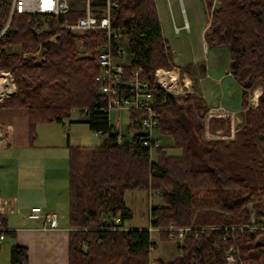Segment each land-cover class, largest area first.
Masks as SVG:
<instances>
[{"label":"trees","instance_id":"16d2710c","mask_svg":"<svg viewBox=\"0 0 264 264\" xmlns=\"http://www.w3.org/2000/svg\"><path fill=\"white\" fill-rule=\"evenodd\" d=\"M115 1L110 18L115 29H124L128 51L124 70L138 68L141 77L151 81L157 67L174 65L156 2ZM203 2L209 18L204 38L210 47L228 48L230 73L242 88L243 124L233 139L222 140L215 147L214 140L196 135L202 120L192 107L154 85L158 97L164 98L157 106V127L160 133L172 136V146L179 153H169L162 144L149 152L135 133L115 140L108 112L102 108L105 98L94 81L98 71L94 49L102 41L100 30L73 33L50 28L36 33L34 27L41 24L36 23L38 15L13 18L1 44L0 66L11 69L17 89L0 106L27 108L30 141L37 122L61 121L72 109L93 131L107 132L106 140L94 145L72 144L67 135L68 264H149L152 260L160 264H226L222 227L188 232L181 241L169 238L163 229L155 230L154 247L158 238L172 239L177 253L168 261L151 259L153 230L123 226L131 214L123 198L126 189L159 193L160 199L148 206L152 225H244L236 228L241 256L248 264H264V242L259 241L263 230L249 226L247 205L252 200L254 213L264 222V0ZM103 5V0H91L94 9L101 10ZM81 14L83 11L72 10L67 18L73 20ZM78 40L91 56L76 53ZM40 44L42 63L21 57L22 52ZM7 46H17L20 52L8 54L3 51ZM257 81L261 86L257 104L248 106V92ZM137 114L138 110L128 112V126L133 131L139 127L134 119ZM222 121L223 125V117ZM7 264H29L27 247L13 243Z\"/></svg>","mask_w":264,"mask_h":264},{"label":"rangeland","instance_id":"374dc122","mask_svg":"<svg viewBox=\"0 0 264 264\" xmlns=\"http://www.w3.org/2000/svg\"><path fill=\"white\" fill-rule=\"evenodd\" d=\"M216 5L217 2L214 6ZM156 6L162 34L168 45L174 49V65H178L177 67L186 70V72L190 71L193 66L203 72L202 69L207 65L209 66L211 78L206 77V82L203 86L200 85V81L197 80L196 76L192 73L189 75L188 73L190 82H186L187 86H184L185 91H181L180 93L173 92V95L178 101L188 103L196 116L202 120L201 129L198 132L197 130L195 131L196 135L198 133L203 138L202 140L205 138L214 140L215 144L212 143L213 146L218 147L222 140L234 138L236 131L243 124L245 109L241 106L242 88L230 74L228 48L224 45L214 47L206 45L204 33L207 30L209 18L205 11L203 0H156ZM40 22L39 27H34L36 33L52 28L50 24L40 20L36 23ZM119 43L123 52L122 61L126 62L128 60V51L124 36L119 39ZM6 51L8 54L20 52L17 46H7ZM76 53L86 56L92 55V52L84 47L81 40L76 41ZM21 57L34 63H42L44 60L42 45L40 44L35 50L22 52ZM179 72L180 85L183 83V80H181L183 75L181 70ZM186 80H188L187 77ZM257 89L259 92H255ZM260 92L261 86L259 81H257L248 92L246 100L248 106H255L257 104V97ZM12 107L25 108L26 113L22 110L21 114L25 115V118L27 117L26 107L10 106V108ZM6 108L7 110L4 111L3 115L0 113V124L5 123L8 125L10 122L7 119H12L15 109ZM80 115L77 110L72 109L61 121L37 122L35 128H33V131L35 130L34 134H37V138L34 141L35 137H31L32 144L30 146H32V149H29L28 155H25L24 149L22 150L25 141L28 140H26V132L24 134L16 133L9 145L5 137L0 139V178L6 181L4 187L15 190L17 187L14 184L16 177L19 179L26 175V182H18L19 187H21L20 191L26 196L30 194L27 197L40 201L39 197L41 193L39 194L38 192L40 189L36 188V186H39L41 183V173L45 168V161L42 157L56 153L55 161L57 162L61 159L63 157L62 153L68 152L65 144L67 134L69 133L72 144L94 145L104 141L107 135L95 133L85 121L78 119ZM108 115L112 129L115 119L119 116L120 124L118 129L122 133L121 139L130 138L133 130L128 126V111L123 108H112L109 110ZM222 117L227 119L226 128L223 127L225 123L222 125ZM185 118L187 121H190L187 115H185ZM17 122L22 125V121L19 119H17ZM12 125L13 123L10 126L12 127ZM25 128L28 129V123L27 127L25 125ZM153 133L160 137L161 144L164 145L169 153L180 152L179 148L172 146L173 140L171 135L160 133L158 128L154 129ZM11 136L13 137V134ZM35 155H38L39 158L36 159ZM37 169L39 176L32 178L30 170L37 171ZM49 186H51L50 183ZM58 186V183L54 184L53 192L51 187L48 188V194L55 196ZM150 192L151 194H149ZM150 192L148 193L145 189H127L124 191V201L131 209L130 216L125 218L126 225H148V206L151 202H156L160 199L158 192ZM251 203L252 200L247 202L250 212L254 211ZM152 235L158 236L155 230L152 231ZM176 253V241L158 238L156 246L150 249L149 256L151 259L161 258L164 261H168ZM4 259L5 253L1 250L0 261Z\"/></svg>","mask_w":264,"mask_h":264},{"label":"built area","instance_id":"2783aa9c","mask_svg":"<svg viewBox=\"0 0 264 264\" xmlns=\"http://www.w3.org/2000/svg\"><path fill=\"white\" fill-rule=\"evenodd\" d=\"M104 5L101 8H92L91 0H0V53L2 52L1 44L7 38V33L11 27L13 18L20 14L38 15L39 20L47 24L53 21L52 28H63L73 33H83L87 30H100L102 32V41L94 49V56L98 71L94 75V81L99 92L105 98V105L102 107L105 112L110 109H126L138 110V114L134 116L138 124L135 133L138 141L148 148L149 152L161 144L160 137L154 135V129L158 127L159 113L157 106L161 105L164 98L158 97L156 87L162 89L165 93H180L187 86L184 79L187 77L182 71L181 80L183 83L179 85V68L157 67L154 70L153 78L149 81L141 77L140 69H130L125 72L122 61L123 52L120 48L119 36L123 35L124 29H115L110 18L112 7L116 6L115 0H103ZM80 12L83 14L71 20L67 18L70 11ZM117 43V46H115ZM3 51H6V48ZM16 91V84L13 72L10 68L0 66V102L5 98L12 96ZM120 118L115 119L114 131L115 140L120 141L122 133L119 132ZM101 131H95L100 133ZM13 202L4 199V205L0 207V243L6 236L8 227L4 223L5 212ZM31 217H41L44 226L56 225L57 214L45 210L40 204H33L29 207L27 214ZM152 215L148 214L150 220ZM118 215L115 217L117 221ZM251 227L262 228L259 241L264 242V222L259 221L254 211L250 212ZM222 227L224 232L221 235L224 245V258L226 264H248L241 256L238 243L236 241V228H242L244 225H215V224H194L176 225L169 223L164 226H156L148 224L147 229L159 230L163 229L169 238L181 241L184 234L192 232L197 234L199 229ZM151 247L154 248L156 238L151 235L149 237ZM263 246V244H260ZM151 248V249H152ZM149 264H160L157 260L150 261Z\"/></svg>","mask_w":264,"mask_h":264},{"label":"crops","instance_id":"0c3cea01","mask_svg":"<svg viewBox=\"0 0 264 264\" xmlns=\"http://www.w3.org/2000/svg\"><path fill=\"white\" fill-rule=\"evenodd\" d=\"M123 36L124 35H121L117 39H120ZM170 49L172 51V54L174 55V49L171 46ZM194 65H196V63H194ZM177 66L178 65H176V67ZM179 69L187 75L188 80H186V78L184 79V81L186 82H190L188 73L189 75L190 73H192L194 76H196L197 80L200 81L201 86L205 84L206 77L211 78L208 65L202 69L203 72L195 68V66H193L190 71L188 70V72H186V70H182L181 68ZM257 91L258 89L255 92ZM6 107L10 108V106H0L1 115L4 114L5 110H7ZM10 109H15V114L12 116V119H7L10 122L8 123V125H6L5 123L0 124V139L5 137L7 144L9 145L10 141L14 139L16 133L24 134V132H26V140H28L25 141L22 150L24 149L23 151H25V155H28L29 149H32V146H30L32 144V141L29 140L28 129L25 128V125L27 127L28 117L25 118V115L21 114V112L23 111L26 113V109L22 107H12ZM17 119L22 121V125L17 122ZM78 119L84 121L81 117H78ZM109 122L111 123L110 118ZM11 123H13L12 127L10 126ZM112 130H114V125ZM12 134L13 137L11 136ZM102 134L107 135V132H102ZM67 135L68 141L70 142V133ZM36 138L37 134H35L34 141L36 140ZM55 154L56 153L45 155L44 157H42V159L45 161V168L41 173V183L39 184V186H36V188L40 189L38 191L39 194L41 193V196L39 197L40 201L31 199L27 197L30 194L26 196L20 191L21 187H19L18 182H26V175L19 179L16 177V180H14V184H16L17 186L15 190H12L13 188L9 189L8 187H4L6 181L0 178V207L4 205V199L13 202V205L9 206V209L5 212L4 215V223L8 227V232L4 240L0 243V251L2 250L5 253V259L3 261H0V264H7L9 262V251L13 243H21L27 247L29 264H68V229L70 228V226L67 223V193H64L65 189L67 191V152H63V157L57 162L55 161ZM35 156L36 159L39 158L38 155ZM35 163H37V161H35ZM30 171L32 178H37L39 176L38 169L37 171ZM49 183L51 186H49ZM56 183L59 184L58 190L56 191L55 196H51L48 194L47 189L51 187V190L53 192L54 184ZM147 192L149 193V191ZM33 204H40L45 210L56 213L57 224L44 226L45 222L41 217L28 216L27 214L29 212V207ZM125 222L126 220L124 219V227H147L145 225H126Z\"/></svg>","mask_w":264,"mask_h":264},{"label":"water","instance_id":"95a60500","mask_svg":"<svg viewBox=\"0 0 264 264\" xmlns=\"http://www.w3.org/2000/svg\"><path fill=\"white\" fill-rule=\"evenodd\" d=\"M224 118V117H223ZM225 119V122H226V118H224ZM224 128H226L227 127V125H226V123L224 124V126H223Z\"/></svg>","mask_w":264,"mask_h":264},{"label":"bare ground","instance_id":"6f19581e","mask_svg":"<svg viewBox=\"0 0 264 264\" xmlns=\"http://www.w3.org/2000/svg\"><path fill=\"white\" fill-rule=\"evenodd\" d=\"M37 21H39V20H37ZM41 23V22H40ZM41 55V54H40ZM186 94V93H185ZM255 94H257V93H255ZM5 100V99H4Z\"/></svg>","mask_w":264,"mask_h":264}]
</instances>
